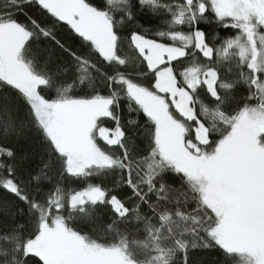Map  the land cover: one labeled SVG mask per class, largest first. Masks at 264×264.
I'll use <instances>...</instances> for the list:
<instances>
[{
	"label": "snow or ice",
	"instance_id": "snow-or-ice-1",
	"mask_svg": "<svg viewBox=\"0 0 264 264\" xmlns=\"http://www.w3.org/2000/svg\"><path fill=\"white\" fill-rule=\"evenodd\" d=\"M209 256L264 264V0H0V264Z\"/></svg>",
	"mask_w": 264,
	"mask_h": 264
},
{
	"label": "trees",
	"instance_id": "trees-1",
	"mask_svg": "<svg viewBox=\"0 0 264 264\" xmlns=\"http://www.w3.org/2000/svg\"><path fill=\"white\" fill-rule=\"evenodd\" d=\"M213 255H214V254H213ZM211 258H212V257H211V256H209V264H211Z\"/></svg>",
	"mask_w": 264,
	"mask_h": 264
}]
</instances>
